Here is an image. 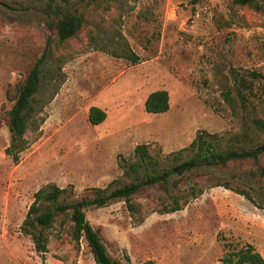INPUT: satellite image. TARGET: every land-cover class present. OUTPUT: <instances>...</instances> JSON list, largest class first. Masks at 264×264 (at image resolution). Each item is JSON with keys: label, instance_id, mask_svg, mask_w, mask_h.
<instances>
[{"label": "rangeland", "instance_id": "rangeland-1", "mask_svg": "<svg viewBox=\"0 0 264 264\" xmlns=\"http://www.w3.org/2000/svg\"><path fill=\"white\" fill-rule=\"evenodd\" d=\"M46 1L0 0V264H95L61 213L40 228L45 250L35 249L21 231L33 193L55 185L63 188L59 203L91 198L94 188L140 178L143 169H129L136 144H147L157 162L147 170H160L196 132L216 134L221 145L242 122L264 118V84L250 74L264 72V13L231 0H54L83 17L60 41L47 24ZM42 54L25 147L13 162L4 153L7 110ZM234 74L245 82L244 106ZM155 89L167 92L168 108L146 112L143 99ZM89 106L104 111L99 124L87 121ZM251 137L257 144L264 132ZM129 202L131 210L122 199L83 209L111 258L223 264L228 250L247 243L264 258V156L199 167L175 187L170 180L143 185Z\"/></svg>", "mask_w": 264, "mask_h": 264}, {"label": "trees", "instance_id": "trees-1", "mask_svg": "<svg viewBox=\"0 0 264 264\" xmlns=\"http://www.w3.org/2000/svg\"><path fill=\"white\" fill-rule=\"evenodd\" d=\"M54 0H47L44 13L48 17L47 24L52 26L58 40H64L73 36L82 26L83 17L80 13L62 11L59 6L53 4ZM92 1V0H87ZM231 3L238 6H245L252 10L264 13V0H231ZM43 54L34 61L28 69L24 78L16 85L14 99L7 110V129L9 140L4 148V153L17 162L18 154L25 147L23 133L26 130L30 118L34 112V94L38 89L40 63ZM131 59L136 61L137 57ZM252 78H258L264 84V72L251 73ZM233 78V88L242 106L247 102L246 95L241 89L245 88V82L241 76ZM222 98L233 107L234 98L230 95V89L221 92ZM143 109L146 112L159 113L168 108V95L164 89H155L147 93L143 100ZM104 112L96 106H89L86 119L90 124H98L104 118ZM253 132H264V118L251 117L248 123L242 122L238 133L228 138L224 144H219L214 133L200 130L195 133L187 146L170 152L171 164L168 167L155 170L149 168L157 164L148 153L147 144H136L132 149V155L136 158L129 165V169H143L138 180L123 183L121 186L111 189L94 188V195L91 198L82 197L71 203H59L58 197L63 188L51 185L50 189H38L33 193V200L29 204L21 225V231L29 234L34 242L36 250H45V238L40 228L51 225L58 213L64 214L69 221L70 238L77 242L83 238L95 264H130L111 258L102 244L97 230L86 221L83 209L87 206L100 207L111 199H122L126 202L127 208L131 210L132 204L129 198L139 187L143 185L157 184L164 186L168 180L173 187L183 175L199 167L224 166L227 162L236 160H251L256 163L261 156H264V138L261 142L253 144L251 134ZM126 171V168L124 169ZM176 177L173 179V177ZM246 198V193L240 192ZM178 208L177 199H172L170 210ZM223 264H264V258L253 248L251 244L228 250L222 258ZM136 264H153L149 259Z\"/></svg>", "mask_w": 264, "mask_h": 264}, {"label": "crops", "instance_id": "crops-1", "mask_svg": "<svg viewBox=\"0 0 264 264\" xmlns=\"http://www.w3.org/2000/svg\"><path fill=\"white\" fill-rule=\"evenodd\" d=\"M146 95H147V94H146ZM144 98H145V97H144ZM143 100H144V99H143ZM96 107H97V106H96ZM98 108H99V107H98ZM103 112H104V111H103ZM99 123H100V122H99ZM99 123H98V124H99Z\"/></svg>", "mask_w": 264, "mask_h": 264}]
</instances>
